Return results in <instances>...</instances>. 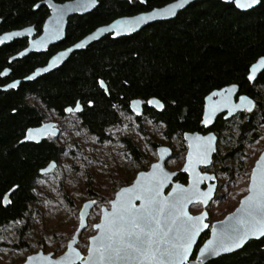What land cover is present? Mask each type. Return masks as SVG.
<instances>
[{
  "label": "trees",
  "instance_id": "16d2710c",
  "mask_svg": "<svg viewBox=\"0 0 264 264\" xmlns=\"http://www.w3.org/2000/svg\"><path fill=\"white\" fill-rule=\"evenodd\" d=\"M43 1L0 0V34L33 26L40 35L50 15L46 6L35 10V5ZM173 1L176 0H148L142 5L99 0V7L92 13L70 19L66 39L47 53L31 54L9 64L12 56L28 46V40L1 47L0 88L23 80L45 66L58 51L97 28ZM263 56L264 0L248 12L239 11L233 4L202 1L192 4L176 19L155 23L133 36L118 40L107 36L74 53L57 71L34 82L0 90V196L11 193L12 200L8 207L0 206V237L8 226L28 217L37 201L40 170L52 161L58 162L65 151L54 141L21 143L26 130L47 120L31 99L61 119L66 117L63 110L79 101L85 105L84 112L77 116L80 126L102 143L110 140L108 131L121 124L123 113H131V101L139 99L146 104L144 118L162 125L169 144L182 148L185 133L203 131L205 98L216 90L238 85L241 94L255 101L254 111L239 113L229 121L220 118L213 129L221 137L215 164L232 178L246 171L249 146L264 136V72L253 84L246 80L252 64ZM6 69L11 74L2 78ZM100 79L106 82L110 94L99 89ZM153 98L163 102V112L149 107L147 101ZM88 100L94 102L93 108L86 107ZM143 119L135 120L141 124ZM124 144L134 161L146 163L147 158L131 138H125ZM175 159L183 160V155L177 154ZM178 181L186 183L187 177L180 175ZM15 185L19 189L12 192ZM26 233L27 226L19 231V246L24 245ZM208 264H264V238Z\"/></svg>",
  "mask_w": 264,
  "mask_h": 264
},
{
  "label": "snow or ice",
  "instance_id": "6c2138e0",
  "mask_svg": "<svg viewBox=\"0 0 264 264\" xmlns=\"http://www.w3.org/2000/svg\"><path fill=\"white\" fill-rule=\"evenodd\" d=\"M129 2L147 4L148 0H129ZM225 2L228 3L231 0H225ZM95 3L96 0H76V9H87L90 4L94 5ZM187 3L189 0H178L162 14L155 13L137 17L134 21H122L110 31H115L117 36L130 34L136 30L137 26L155 19L157 15H162L164 18L174 16L175 10L183 8ZM261 3L262 0H235V7L249 10ZM35 7L38 8L39 5H35ZM56 13V20L53 26L48 29L52 39L60 38L59 25L63 20V10L56 9ZM14 35H19V33ZM3 42L0 40V44ZM85 47L86 43L84 42L75 45V49H84ZM72 51L73 49L68 50L69 53ZM65 55V53H61L57 59L64 58ZM260 64L264 66V60H261ZM25 79L34 80L36 77L26 76ZM246 80L249 83H254L257 80L255 65L252 66L251 73L246 76ZM19 83L17 81L9 84L5 90L16 89ZM97 85L105 94H110L104 80H98ZM228 91L231 92L232 89ZM240 100L247 101L246 110L248 112L253 111L255 104L251 99L241 96ZM132 103L138 104L139 102L133 101ZM147 104L160 112L165 110V105L158 100H148ZM86 107L93 108L94 102L88 100ZM241 107L244 105L242 104ZM84 110L85 105L77 101L74 106L66 107L63 111L75 115L82 114ZM133 111L138 117L143 115L137 108H133ZM216 113L217 108L215 107L203 113L201 123L205 128L211 129L214 126ZM126 128L127 126L124 129L117 128L116 131L126 132ZM57 132L58 129L55 126L44 125L42 129L26 130L24 140L35 143H40L41 140L55 141L58 139ZM185 139H189V137L186 136ZM191 139L192 143H189L186 149L187 166L182 171L195 175L192 185L185 188L177 184L168 196H164L162 189L169 183L170 173L165 171L160 163L151 165V173L140 172L135 185L122 188L116 199L112 201L111 211L103 212V223L94 225L99 230V235L91 239L87 258L76 253L83 264H188L196 237L202 229L208 228L209 225L203 223L206 213L194 216L190 215L186 208L189 204L197 201L206 205L214 191L212 185H208L205 192L200 190L199 185L202 181L211 180L214 177L200 175L195 169L197 165L211 166L213 161L210 157L217 151L214 144L216 138L212 135L196 136ZM261 139H264V136ZM23 142L21 141V143ZM55 166V164L50 165V167ZM41 172L46 176L48 169H41ZM250 180L251 187L248 191L251 195L242 201L241 208L237 210L239 215L229 217L227 222H222L220 228L213 232V238L199 249L200 264H204L206 257L219 256L222 252H232L243 247L249 238L258 239L264 236V156L256 164ZM18 189L19 185H15L12 192ZM136 201H140L139 205L135 203ZM11 203L10 198L0 196V206L8 207ZM27 259L31 261L35 257L29 256ZM52 264H64V262L53 261Z\"/></svg>",
  "mask_w": 264,
  "mask_h": 264
},
{
  "label": "rangeland",
  "instance_id": "374dc122",
  "mask_svg": "<svg viewBox=\"0 0 264 264\" xmlns=\"http://www.w3.org/2000/svg\"><path fill=\"white\" fill-rule=\"evenodd\" d=\"M30 102L44 111L47 116L45 122L58 124L61 134L54 142L65 151L57 162V169L37 181V201L28 217L4 230L0 237V264H24L29 256L39 251L53 253L56 257L62 255L79 227L83 205L95 201L88 227L82 232L78 244V249L86 255L89 239L97 233L94 225L101 220L102 208H110L117 191L132 184L140 172L148 171L158 160L155 146L169 145L161 125L145 118L141 124L137 123L132 113H123L121 124L108 131L110 140L102 143L82 129L76 114L61 119L46 111L39 101L31 99ZM125 126L126 132L116 131ZM125 138H131L136 143L147 158L145 164H138L128 155ZM174 147L175 153L180 154V148ZM263 151L264 139L249 146L246 171L242 174L235 173L229 178L216 170L219 189L207 209L210 223L222 221L239 207L248 194L252 170ZM182 166V159H174L168 164L171 171H179ZM202 211L201 204L191 208L193 215ZM25 226V243L19 246V231Z\"/></svg>",
  "mask_w": 264,
  "mask_h": 264
},
{
  "label": "water",
  "instance_id": "95a60500",
  "mask_svg": "<svg viewBox=\"0 0 264 264\" xmlns=\"http://www.w3.org/2000/svg\"><path fill=\"white\" fill-rule=\"evenodd\" d=\"M117 1L129 2V0H117ZM202 1H220V2H223L225 4H233L235 6V0H231V2H228V3H226L225 0H189V3H187L183 8L175 10L176 14L174 16H169L167 18H164L162 15H157L155 19L148 20L147 22L142 23L141 25L137 26L136 30L132 31L130 34H121L119 36H117L115 34V31H110V29H115L116 26L120 22H122V21L123 22L134 21L137 17L147 16V15L155 14V13L162 14V13H164L165 10L170 8L172 5L176 4L178 2V0L173 1L171 3H168V4H166L163 7L155 8V9H153L151 11L143 12V13L137 14L135 16L118 18V19L114 20L113 22H111L110 24H107V25H104V26H101V27L97 28L92 33H90L89 35H87L86 37L81 39L80 41L76 42L75 44H73V45H71V46H69V47H67L65 49H62V50L58 51L56 54H54L49 59L48 63L45 66L37 68L33 73H31L29 75V76H35L36 79L27 80V79L24 78L23 80H17V81L20 82L18 87L21 85L22 82H25V83L34 82V81L42 78L45 75H48V74H50V73H52L54 71H57L59 68H61L64 65V63L74 53L86 50L90 45H92L93 43L101 41L103 38H105L107 36H110L113 40H118V39H121V38H126V37L133 36V35L143 31L144 29L148 28L149 26H151V25H153L155 23L167 22V21H171V20L176 19L180 13H182L183 11L188 9L192 4H194L196 2H202ZM99 4H100L99 0H96V3L94 5L90 4L87 9L77 10L76 9V0H71V1L64 2V3H57L54 0H44L43 2L39 3L38 5H39V7L46 6L48 8V10L50 11V16L47 18V20L45 21V23L43 25L42 33L40 35H37V31L35 30V27H33V26L3 33V34L0 35V40H3L4 42L2 44H0V48L3 47V46H6V45H10V44H12L13 42H15L17 40H23V39H27L28 40V46L24 50L19 52L18 54L12 56L9 59V64H13L16 61L23 60V59L27 58L28 56H30L31 54H44V53H47L50 50V48L61 44L66 39L67 29H68L69 21H70L71 18L77 17V16L82 17V16H85V15H88V14L92 13L93 11H95L99 7ZM50 5H51V7H50ZM142 5H146V4H142ZM259 6L260 5H257L255 8L249 9V10H241V9H238V10L241 11V12H248V11H251V10H254V9L258 8ZM38 8L35 7V10H37ZM56 9L63 10V20H62V22L59 25V27H60V38L59 39H52L49 36L48 29H50L53 26V24H54V22L56 20V16H57ZM0 24H1V21H0ZM102 29H104L105 31L102 32L101 31ZM15 33H19V35H14ZM6 37H7V39H5ZM90 37H92V39H89ZM81 42L86 43V47L84 49H75V45L77 43H81ZM69 49H73V51L71 53H69L68 52ZM22 53H23V55H21ZM61 53H65L66 55H65L64 58H61V59L58 60L57 57H60ZM261 60H264V56L260 57L255 63L252 64V66L253 65L256 66L257 79L264 72V66H262L260 64ZM252 66L250 67L249 74L251 73ZM37 73H39V75H37ZM10 74H11V70L10 69H6L2 73L1 77L2 78H6V77L10 76ZM17 81L11 82L10 84L16 83ZM251 84H253V83H251ZM7 86L1 87L0 90L7 91V90H5V89H7ZM233 86H235V88H233ZM229 89H232V91L229 92L228 91ZM241 96H245L248 99H251L254 102L255 107H256V103H255V101L252 98H250L247 95H244V94L240 93V87L238 85H231V86H227V87H225V88H223L221 90H216V91L212 92L211 94H209L205 98L204 112L207 111V110L212 109L213 107H215V108H217V113H216V117H215V124L219 120V118H221V117H223V119L225 121H229L232 118H234L235 116H237L239 113L248 112L246 110L247 101H241L240 100ZM151 100L160 101L157 98H153ZM133 101H138L139 103L138 104H133L132 103ZM133 101L130 103L131 112L137 118H142L144 116V113H145V108H144V104L145 103L142 100H139V99L133 100ZM161 103H163V102H161ZM242 104L244 105V107H241ZM149 107L154 109V110H156V111H158V112H160L158 109L152 107L151 105H149ZM255 107H254V109H255ZM133 108L139 109L143 113V115L138 117L136 115V113L133 111ZM254 109H253V111H254ZM248 113H251V112H248ZM65 114L67 116L71 115V114H69L67 112H65ZM77 114H79V113H77ZM44 125H53V126H55V128L58 129L57 136L58 137L60 136L61 130L58 128V124L56 122H53V121L44 122L41 126L36 127V128H30V129H34V130L35 129H42ZM201 126L204 127V125L202 123H201ZM206 129H209V128H206ZM209 135H212V136H214L216 138L215 141H214V144H215L216 149H217V144H218L217 136L215 134H213V133H211ZM186 136L189 137V139H185L188 142V144H189V143H192V139L191 138L196 137V136H202V135H200L198 133H195V134L188 133V134L185 135V137ZM22 141H24L23 144L24 143L40 144V143H42L45 140H41L40 143H35V142H32V141H25L24 139ZM215 153H213L211 155V157H210L211 160H213V157H214ZM158 156H159V160L156 163H160L164 167L165 171H168L170 173L169 183L165 186L164 189H162V194L164 196H168L169 193L175 188V186L177 184H179V185H181L182 187H185V188H189L192 185V182L195 179V175L190 174V173H185V172L181 171L183 174H186L188 176V184L185 185V184H182V183L176 181V178L178 177V173L177 172H171V171H169L167 169L166 163L172 157V151H171L170 148H168V147H160L158 149ZM262 156H264V151L262 152V154L260 155L259 159L255 163V166H254L253 170L255 169L256 164L260 161V158ZM52 164H55L56 166L55 167H50V165H52ZM186 166H187V156H186V162H185L184 167H186ZM57 167H58V163L56 161L50 162V164L45 167V168L48 169L47 175L51 174L52 172H54L57 169ZM201 167H205V166L197 165L195 171L198 172L200 175H206V176L214 177V179L202 181L200 183V185H199V188H200V190L202 192L207 191V189H203V186H204L205 182L208 185H212L213 188H214V191H213L211 199L208 200L206 205L203 204V207L207 208L211 204V202L214 200V198H215L216 190H217V182H216V177L215 176L209 175V174H202L201 173ZM253 170H252V172H253ZM151 172H152V167L150 168V170L148 172H144V173L147 174V173H151ZM40 175L41 176H45L41 172V170H40ZM138 178H139V174H138L137 178L135 179V181L133 182V184L131 186H128V187H133L135 185V183H136V180ZM211 182H214V184H211ZM250 187H251V180H250V184H249L248 189ZM120 191H121V189L117 192V194L115 196V199H116V197H117V195L119 194ZM249 195H251V193L248 191V194L241 200L239 207L233 213L229 214L222 221L216 222L213 225V227L211 229L210 238L202 245V247H204L208 243V241L213 238V232L220 228L222 222H227L229 220V217H232V216H235V215H239L237 210L241 208L242 201ZM10 196H11V193H8V194H6L5 197L10 198ZM135 203L137 205H139L140 201H136ZM197 204H200V203L197 201V202H193L192 204H189L187 206V208H186V211L190 215H193L191 213V207L193 205H197ZM85 205H88V207H85ZM94 206H95V203H93V201H88V202H86L84 204L83 208L80 211V225H79V228L76 231V233L74 234L73 238L69 241L67 249L62 255L56 257L53 253L47 254L44 251H39L38 253L31 255L32 257H35V259H33L31 261H28V259H26L24 264H52L53 261H55V262L63 261L64 264H83V262L79 259V257H77L76 253H79V255L81 257H84L85 259L87 258L88 254H89V250H88V253L86 255H84L78 249V244L80 242L81 233L84 230H86V228L88 226V220H89L90 214H91ZM105 210L111 211V208L110 209H108L107 207H103L102 208V215H101V220H100L99 223H103V212ZM205 213H206V218L204 219L203 223H206V220L208 219V216H209L207 210H205L202 214H205ZM208 228L202 229L201 232L199 233V235L196 237V241L193 244L192 251H191V253L189 255L188 264H200L201 257H200L199 251H198V254L196 256V259L192 260V258L194 256L196 247H197V245H198V243H199V241L201 239V236L208 230ZM94 229L97 232L95 236H98L99 235V230L96 229L95 227H94ZM95 236H93V237H95ZM93 237L90 238V241H91V239ZM263 238H264V236H261L258 239L257 238H249L248 241L243 245V247H241L239 249H236V250H234L232 252H226V253L222 252L219 256H209V257L204 258V264H208L209 262L217 260V259H219V258H221L223 256H228V255L237 253V252L243 250L245 248V246H247V244H249L251 241H260ZM90 246L91 245H89V249H90Z\"/></svg>",
  "mask_w": 264,
  "mask_h": 264
},
{
  "label": "flooded vegetation",
  "instance_id": "af4514ba",
  "mask_svg": "<svg viewBox=\"0 0 264 264\" xmlns=\"http://www.w3.org/2000/svg\"><path fill=\"white\" fill-rule=\"evenodd\" d=\"M50 16V15H49ZM1 21V20H0ZM1 35V34H0ZM38 35V34H37ZM132 102V101H131ZM145 103V102H144ZM145 105L146 104H144V108H145ZM129 108H130V106H129ZM130 112H131V110H130ZM132 113V112H131ZM80 114V113H79ZM79 114H76L77 116L79 115ZM133 114V113H132ZM134 115V114H133ZM67 116V115H66ZM134 117H135V119H138L135 115H134ZM144 118V116L142 117V118H139V119H143ZM221 118H223V117H221ZM220 119V118H219ZM224 120V119H223ZM225 121V120H224ZM217 123V122H216ZM160 125V124H159ZM216 125V124H215ZM215 125L211 128V129H206V128H204V127H202L201 126V128L203 129V131H196V132H187V133H185L184 134V141H185V145H184V147H182V148H180V154L181 155H183V160H182V162H183V166L181 167V169L179 170V171H171L169 168H168V164L171 162V161H173L174 159H175V157H176V153H175V150L174 149H176L173 145H171V144H169V142H168V140H167V142H168V144L169 145H164V146H156L155 148L157 149V155H158V149L160 148V147H168V148H170L171 149V151H172V157L167 161V163H166V167H167V169L169 170V171H171V172H177L178 173V177L180 176V175H185L186 177H187V182L186 183H182V182H180V181H178V177L176 178V181L177 182H180V183H182V184H185V185H187L188 184V176L186 175V174H183L181 171H182V169H183V167H184V165H185V162H186V156H187V151H186V149H187V145H188V142L185 140V135L186 134H188V133H191V134H195V133H198V134H200V135H202V136H205V135H209V134H211V133H213V134H215L216 136H217V138H218V144H217V152L215 153V155H214V157H213V163L211 164V166H209V167H201V173L202 174H209V175H213V176H215L216 177V182H217V190H216V195H215V198H216V196H217V192H218V189H219V179H218V175H217V172H216V170H219V172H221L222 173V171L220 170V168L218 167V166H216V164H215V156L218 154V153H220L219 151H220V147H221V137H220V135L217 133V132H215L213 129H214V127H215ZM162 126V125H161ZM163 127V126H162ZM164 128V127H163ZM144 156V155H143ZM145 157V156H144ZM158 160H159V156H158ZM157 160V161H158ZM156 161V162H157ZM155 162V163H156ZM154 164V163H153ZM150 168H151V166H150ZM150 170V169H149ZM148 170V171H149ZM148 171H142V172H148ZM138 176V175H137ZM133 184V183H132ZM132 184H130V185H128V186H131ZM211 184H214V182H211ZM128 186H125V187H128ZM122 188H124V187H122ZM121 188V189H122ZM208 188V184L205 182V184H204V186H203V189H207ZM118 192V191H117ZM117 194V193H116ZM116 196V195H115ZM215 198H214V200H215ZM115 199V198H114ZM213 200V201H214ZM113 201V200H112ZM111 201V202H112ZM212 201V202H213ZM111 202H110V208H111ZM212 202H211V204H212ZM210 204V205H211ZM198 205V204H197ZM202 205V207H203V204H201ZM209 205V206H210ZM84 206V205H83ZM194 206V205H193ZM209 206L207 207V208H204L203 207V211L201 212V213H199V214H196V215H200V214H202L205 210H207L208 208H209ZM83 208V207H82ZM110 208H108V209H110ZM192 208V207H191ZM207 212H208V210H207ZM208 215H209V212H208ZM79 218H80V215H79ZM209 220H210V215L208 216V219L206 220V223L209 225V228H208V230L201 236V239H200V241H199V243H198V245H197V247H196V250H195V253H194V256H193V258H192V260H195L196 259V256H197V254H198V251H199V249L202 247V245L210 238V235H211V229H212V227H213V225L216 223V222H214V223H210L209 222ZM219 222V221H218ZM79 225H80V223H79ZM88 227V226H87ZM79 228V227H78ZM87 229V228H86ZM78 230V229H77ZM95 230V229H94ZM76 233V232H75ZM82 234V233H81ZM74 236V235H73ZM81 237V236H80ZM73 238V237H72ZM69 243V242H68ZM89 244H90V239H89ZM67 246H68V244H67ZM89 250V249H88Z\"/></svg>",
  "mask_w": 264,
  "mask_h": 264
}]
</instances>
